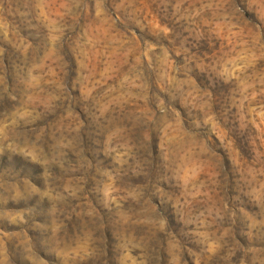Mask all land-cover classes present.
I'll use <instances>...</instances> for the list:
<instances>
[{
    "label": "rangeland",
    "instance_id": "rangeland-1",
    "mask_svg": "<svg viewBox=\"0 0 264 264\" xmlns=\"http://www.w3.org/2000/svg\"><path fill=\"white\" fill-rule=\"evenodd\" d=\"M0 264H264V0H0Z\"/></svg>",
    "mask_w": 264,
    "mask_h": 264
}]
</instances>
